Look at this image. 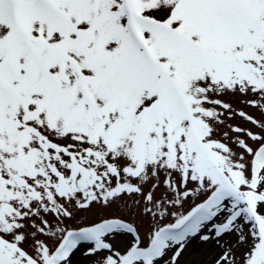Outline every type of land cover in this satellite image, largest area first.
Listing matches in <instances>:
<instances>
[{"label":"snow or ice","instance_id":"1","mask_svg":"<svg viewBox=\"0 0 264 264\" xmlns=\"http://www.w3.org/2000/svg\"><path fill=\"white\" fill-rule=\"evenodd\" d=\"M84 261L264 264V0H0V264Z\"/></svg>","mask_w":264,"mask_h":264},{"label":"rangeland","instance_id":"2","mask_svg":"<svg viewBox=\"0 0 264 264\" xmlns=\"http://www.w3.org/2000/svg\"><path fill=\"white\" fill-rule=\"evenodd\" d=\"M224 99H227V98H224ZM232 103H233V105H234L235 108H237V109H243L245 112H247V113H249V114H251V115L257 116V118H259V116H258L257 113H256V110H254V109L251 108V107H246L244 104L240 103V101H239L238 98H237V99H234V100L232 101ZM238 122H239V121L236 120V119L230 121V123H234V124H235V123H238ZM243 126H244V127H247V128H250V129L252 128V125H250V124H244ZM252 130L255 131V129H252ZM70 226H71V227H75L76 225H75V223H72ZM83 264H87V262L84 261Z\"/></svg>","mask_w":264,"mask_h":264}]
</instances>
